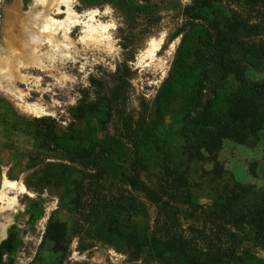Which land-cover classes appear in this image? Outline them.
<instances>
[{
	"label": "trees",
	"instance_id": "1",
	"mask_svg": "<svg viewBox=\"0 0 264 264\" xmlns=\"http://www.w3.org/2000/svg\"><path fill=\"white\" fill-rule=\"evenodd\" d=\"M150 1L129 5L146 12ZM181 13L174 34L180 42L149 116L122 117L119 90L129 86V68L117 66L110 82L90 77L93 100L85 112L103 126L118 117L116 129L129 138H100L97 131L84 145L69 140V162L83 173L68 193L91 181L99 227L125 242L133 261L148 254L158 264H264L253 251L264 252V190L226 182L218 161L225 143L264 142V81L249 79L264 72V0H191ZM178 99L183 106L171 122L180 127L182 146L173 149L161 131ZM199 164L211 169H201L196 182ZM112 175L129 198L106 193ZM73 197L74 204L81 200ZM144 203L154 210L151 218ZM64 235L62 225L48 223L55 250ZM18 244L11 233L0 246V264L14 263Z\"/></svg>",
	"mask_w": 264,
	"mask_h": 264
},
{
	"label": "rangeland",
	"instance_id": "2",
	"mask_svg": "<svg viewBox=\"0 0 264 264\" xmlns=\"http://www.w3.org/2000/svg\"><path fill=\"white\" fill-rule=\"evenodd\" d=\"M44 1L0 0V227L7 237L17 233L13 264H158L148 254L133 261L125 242L105 235L95 215L91 181L81 192L68 193L83 170L69 162L67 144L71 140L84 145L97 131L100 138H129L116 129L118 117L103 126L101 120L92 122L85 112L93 100L90 77L110 82L117 66L127 67L133 74L129 86L119 90L122 117L138 122L149 116L180 42L174 34L183 22L182 9L191 0H151L146 12L129 5L131 1L144 5L140 0H71L75 14L96 11V20L108 28L98 39L82 28L73 29L69 41L57 37L63 42L59 53L47 43L43 26L46 16L60 22L66 15H58L52 8L57 0ZM13 45H37L46 67L23 66L26 62L14 55ZM249 79L262 82L264 72L253 71ZM26 105L42 107L45 116L35 117ZM182 106L180 99L173 103L167 128L161 131L169 148L182 146L180 127L171 122ZM218 161L226 172V182L264 190L263 141L253 147L225 143ZM201 169L209 171L211 165L194 167L196 182H200ZM105 189L107 194L129 198L128 189L114 175ZM73 196H81V200L74 204ZM8 200L16 203L12 209L7 208ZM144 205L151 218L153 208ZM50 221L65 231L57 250L46 237ZM253 251L264 258V252Z\"/></svg>",
	"mask_w": 264,
	"mask_h": 264
},
{
	"label": "bare ground",
	"instance_id": "3",
	"mask_svg": "<svg viewBox=\"0 0 264 264\" xmlns=\"http://www.w3.org/2000/svg\"><path fill=\"white\" fill-rule=\"evenodd\" d=\"M42 4H45L44 0H42ZM52 8L56 11V14L66 15V18L60 22L47 16L44 21L43 30L48 36L47 43L50 46H55V53L60 52V44L64 41H69L72 30L75 28H82L83 30L91 33V35H93L96 39L103 38V35L107 31L108 26L96 20L98 12L94 11L84 15H77L71 10V0H57ZM62 8H65V10ZM59 36L63 40L61 43L57 41V37ZM34 46L35 47L33 48L28 46L21 47L19 45H13L11 47L15 56H21L24 58L26 64L23 66L43 69L46 65L45 62L40 59L41 50L37 45ZM25 108L29 111V113L35 115V117H41L42 115L45 116V109L38 105H26ZM10 186L13 187L14 183H10ZM1 199L2 197L0 195V200ZM15 205L16 203L14 200H8V209H12ZM3 236L5 237L4 227H0V238Z\"/></svg>",
	"mask_w": 264,
	"mask_h": 264
},
{
	"label": "water",
	"instance_id": "4",
	"mask_svg": "<svg viewBox=\"0 0 264 264\" xmlns=\"http://www.w3.org/2000/svg\"><path fill=\"white\" fill-rule=\"evenodd\" d=\"M6 238H7L6 235H5V237L3 236L2 238H0V246H1L2 242L6 240Z\"/></svg>",
	"mask_w": 264,
	"mask_h": 264
},
{
	"label": "flooded vegetation",
	"instance_id": "5",
	"mask_svg": "<svg viewBox=\"0 0 264 264\" xmlns=\"http://www.w3.org/2000/svg\"><path fill=\"white\" fill-rule=\"evenodd\" d=\"M9 236H10V235H9ZM9 236H8V237H9ZM8 237L6 238V240L8 239ZM6 240H5V241H6ZM3 242H4V241H3ZM3 242H2V243H3Z\"/></svg>",
	"mask_w": 264,
	"mask_h": 264
}]
</instances>
